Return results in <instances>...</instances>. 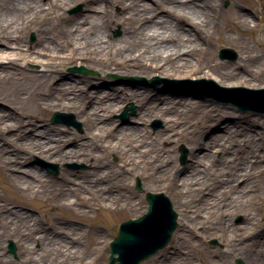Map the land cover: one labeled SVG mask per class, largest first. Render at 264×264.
<instances>
[{"label": "rangeland", "instance_id": "obj_1", "mask_svg": "<svg viewBox=\"0 0 264 264\" xmlns=\"http://www.w3.org/2000/svg\"><path fill=\"white\" fill-rule=\"evenodd\" d=\"M46 2L43 0V3ZM63 3H66L64 16L52 11L43 16L45 12L42 11L33 17L37 20L35 26L47 31L45 37L48 41L52 38L59 48L63 46L60 51L65 55L71 48L69 45H72L71 40L67 41V37L63 36L65 28L76 20L82 24L86 15L96 14V24L106 32L105 45L113 51L126 52L131 45L129 39H124L121 27L109 26L106 22L109 15L122 14L121 1L89 3L73 0ZM105 3L110 4L107 13H98L92 8L104 7ZM219 5L227 20L232 21L227 29L247 39L251 56L249 60H243L241 46L235 41L220 39L225 36L224 32L216 31L213 36L216 44L214 63L201 72L189 70L146 75L116 68L103 71L80 59L70 62L58 55L52 58L40 56L37 52L38 31L33 28L28 32L21 54L22 66L17 68L25 67L29 74L25 80L15 79L19 91L26 82L27 88L36 91V102L49 108V113L36 121L42 125L40 129L49 125L54 130L59 129V135L66 142V150L95 154L100 166L95 167L93 161L83 154V158L73 157L65 161L43 157L31 148L30 134L35 132L31 125H28V136L18 137L16 127L4 133L1 124L0 144L10 151L6 155L0 153V264H5L6 260L9 264H61L62 261L63 264H109V244L116 236L119 225L146 213L147 192L164 193L170 198L178 215V228L169 244L142 264H236L237 259L244 260L246 253L251 256L257 254V247L250 243L263 239L264 234L261 238L254 237L251 234L255 230L246 227L253 225L248 220L250 212L257 220H264V205L256 203L249 206V210L240 208L235 202L246 203L256 194L255 199L264 204V173L255 183L254 195L245 189V181L234 176L243 168L249 169V164L256 165L252 152L262 157L260 169H264V113L240 110L226 103L224 97L209 95L205 84H193L188 80L211 79L221 86L264 88V82L241 77L248 72V67L256 69L255 59L258 60L264 52V21H260L264 1L219 0ZM242 14L250 17L251 25H257L256 31L243 23ZM117 20H114L115 23ZM51 46L49 50L54 53L55 48ZM223 48L232 49L235 55L230 53L222 57L220 51ZM42 60H49V65L43 64ZM214 65L216 71L229 77L219 78L213 71ZM81 68H85L87 73L81 72ZM45 69L52 71L38 79L35 75ZM58 73L62 75L54 80ZM263 77L259 74V78ZM75 80L77 85L85 88L87 81L91 80L87 87L89 91H108L115 87L121 92L124 87L134 85L149 88L160 98L182 101L185 107H190L176 117L181 121L177 129L182 138L178 139V134L165 129L163 118L144 117L141 124L146 126V130L137 132L134 137L125 136L119 142L118 138L126 126L140 125L137 121L141 120V110L135 101L117 107L110 117L112 123L89 137L93 127L89 128L72 106L60 104L67 100L64 87ZM4 82L5 89L11 88L9 91L15 96L19 94L18 89L11 85V80ZM82 91L86 93L84 89ZM0 105H3L2 101ZM56 111L70 113L74 118L69 123L52 122ZM125 111L127 113L123 116ZM219 119L220 122H217ZM234 120L236 123L225 129L224 125ZM249 122L255 127L243 128ZM217 135L230 138L228 145L231 150L215 151L206 167L201 166L202 174L191 176L193 169L199 166L196 154L208 151L205 148L195 150L193 139L201 137L209 141ZM244 138L245 142L241 143ZM141 150L145 151L142 155ZM161 155L169 157L167 165L161 162L164 157ZM7 157L10 162H7ZM5 164L10 166L11 175L7 174ZM27 178L34 179L36 183L27 186L24 183ZM138 179L142 191L137 188ZM109 184L118 188L109 189ZM3 206L10 210H5ZM186 212L192 215L188 222L184 216ZM192 221H196V225H189ZM21 232L28 239L25 246L16 237ZM235 246L238 247L237 252ZM259 252L260 256L263 255L262 248Z\"/></svg>", "mask_w": 264, "mask_h": 264}, {"label": "bare ground", "instance_id": "obj_2", "mask_svg": "<svg viewBox=\"0 0 264 264\" xmlns=\"http://www.w3.org/2000/svg\"><path fill=\"white\" fill-rule=\"evenodd\" d=\"M66 1L73 0H47L43 3V0H0V36L2 42L0 43V101L3 105H0V125L3 124V132H9L12 127H16L18 132L17 136L22 137L27 135L29 126L35 132L31 133V148L37 151L43 157L53 159L55 161L71 160L73 157H82V154L89 161H93L95 167L100 166V161L95 154H85L77 150L65 149L66 142L59 135V129L54 130L52 126L41 127L38 121L42 115L49 113L43 103L36 102L37 93L32 88H27L26 82L20 87L19 91L16 81L25 80L28 78V72L25 67L17 68L22 59L21 54L24 51L25 40L28 32L33 28H36L39 34L37 52L40 56L54 57L55 55L62 56L70 62L77 61L78 59L86 61L87 63L99 67L103 71L111 70L112 68L119 69L120 71L129 72L132 74H146L152 75L153 73H165L173 74L182 71L194 70L201 72L203 68L212 66L214 63V56L216 52V44L214 40V33L216 31H223L224 37L227 41H235L243 50L242 59L249 60L251 54L248 47V41L241 36L232 34L227 27L232 24L231 19L227 20L226 15L220 8L219 0H153L152 3H147L144 0H119L122 2L123 11L122 14L116 13L114 16L109 15L106 22L109 26H119L123 32L124 39H129L131 45H128L126 52H115L106 46V32L100 29V25L96 24L95 15H86L88 17L83 18V23L73 21L68 25L63 36L67 37V41L71 40L72 45L67 54L63 51V46L59 48L56 40L52 38L48 41L45 35L46 30L41 27L38 29L35 25L37 20L33 17L36 13H42L46 15V12H57L64 16V6ZM79 1V0H74ZM89 3L100 0H82ZM264 1V0H263ZM109 3H105L104 7L92 6L96 12L107 13ZM103 9V10H102ZM57 15V14H56ZM121 17H118V16ZM95 18V19H94ZM118 20L115 23V19ZM243 23L251 30L256 31L257 25L250 24V17L246 14H242ZM260 21H264V12L260 16ZM227 23V24H226ZM225 28V29H224ZM214 36V37H213ZM263 44V43H261ZM52 45V46H51ZM50 46L55 48L52 53ZM125 50V49H124ZM42 63L49 65V60ZM256 69L247 68V71L241 75V77H250L255 82H264V77L259 78L260 75H264V52L258 60L255 59ZM240 66V65H239ZM215 65L213 71L221 79L228 78L229 75L216 71ZM51 69H45L44 72L36 74L38 79L49 75ZM16 75L18 78H16ZM62 74L58 73L54 76V80L60 77ZM249 75V76H248ZM11 80V85L18 89V95L12 94L9 90L5 89L6 82ZM75 82H68L69 86H65L64 90L68 94L67 100H63L60 104L65 106H72L75 112L82 117L83 121L89 126L93 127V133L88 136L95 135V131L101 130L104 126L112 123L110 118L112 113L115 112L117 107L125 104L129 101H135L138 109L141 110V120L137 121L140 125H128L121 132L119 142L125 136H136L137 132H143L146 130V126L141 124L144 117H161L166 122L165 129L169 130V133L178 134V139L182 138L179 135V128L177 126L181 123L177 120V116L180 113L190 109L185 107L182 101L171 100L170 98H160L153 90L145 87L130 85L124 87L120 92L113 87L108 91H89L87 89L90 81H87L85 86H79ZM3 87V89H1ZM86 93H82V90ZM96 94L95 98L93 95ZM90 99V100H89ZM163 99L164 101H157ZM89 100V101H88ZM80 102H82L80 104ZM159 104V105H157ZM8 106V107H7ZM27 117L28 119H24ZM143 117V118H142ZM108 120V121H107ZM222 120V119H221ZM12 121L15 123L13 124ZM220 122V119L217 120ZM143 123V122H142ZM236 120L226 123L225 129H229V126L235 124ZM213 126V123L210 127ZM180 127V126H179ZM209 127V129H210ZM255 127L252 122H249L247 126L243 128ZM141 128V129H140ZM259 133V131H256ZM256 133V134H257ZM40 136V138H35ZM255 137L254 135H250ZM246 138L240 140L244 143ZM230 138L226 135H217L213 139L206 141L204 138L197 137L193 139L194 149H206L203 154H196L199 166L194 168L191 176L194 174H202L201 166L206 167V163L211 160L214 152H225L231 150L228 142ZM139 146L140 144L137 143ZM242 145V144H239ZM10 149L0 144V153L7 154ZM143 150L140 154H143ZM257 161L256 165H248L249 169L239 170L235 173L236 179L246 182L245 189L252 195L255 194V183H258V178L264 169H260V163L262 157L259 153L252 152ZM2 156V155H0ZM9 156V155H7ZM161 158L163 165H167L169 157L166 155ZM6 159V156H5ZM249 161V159H248ZM7 162H10V158L7 157ZM22 162V161H20ZM5 170L7 174L11 175V168L8 164H5ZM250 166V167H249ZM245 171V172H244ZM26 173V171H25ZM35 176V175H33ZM36 177V176H35ZM257 177V178H256ZM37 178V177H36ZM255 178V179H254ZM234 179V178H233ZM232 179V180H233ZM24 183L27 186H31L36 183L33 179H24ZM229 181V180H228ZM109 189H113L115 184H109ZM118 188V187H116ZM258 195L255 194V197ZM251 199L246 203L235 202V204L243 209H250L249 206L262 204L261 200ZM107 198V197H106ZM245 202V201H244ZM5 210H10L8 207H4ZM264 210V207H263ZM12 212V211H11ZM250 212L249 223L252 226L246 227L247 229H254L255 232L251 235L261 238L264 234V220L256 219ZM185 219L188 222L189 213H185ZM196 221H192L189 225H196ZM16 237L20 243L25 246L28 239L21 233ZM37 237L35 236L34 239ZM257 247V254L251 256L246 253L244 258L245 264H264V238L257 241H253L250 245ZM251 245V246H252ZM262 248V254L260 256V249ZM234 249L238 250L235 246ZM259 252V253H258ZM259 256V257H258ZM64 262L62 261L61 264ZM5 264H9V261H5ZM48 264V263H47Z\"/></svg>", "mask_w": 264, "mask_h": 264}, {"label": "water", "instance_id": "obj_3", "mask_svg": "<svg viewBox=\"0 0 264 264\" xmlns=\"http://www.w3.org/2000/svg\"><path fill=\"white\" fill-rule=\"evenodd\" d=\"M220 53L222 57H226L228 53L234 54V51L230 48H224ZM80 71L87 73L85 68H81ZM188 81L193 84L207 85V89L215 97L221 95L225 97L226 102L237 105L241 110L264 113V89L225 87L211 79ZM65 118H73V115L55 112L52 121L56 123L66 122ZM137 188L142 191L139 179L137 180ZM146 200L149 203L146 214L138 219L125 221L120 225L117 236L110 243L109 264H140L164 248L171 240L178 227V215L173 209L169 197L163 193L148 192ZM236 264L245 263L238 259Z\"/></svg>", "mask_w": 264, "mask_h": 264}]
</instances>
